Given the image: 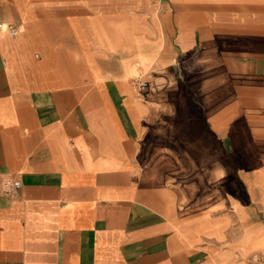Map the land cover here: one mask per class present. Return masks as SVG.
Masks as SVG:
<instances>
[{"label": "crops", "instance_id": "obj_1", "mask_svg": "<svg viewBox=\"0 0 264 264\" xmlns=\"http://www.w3.org/2000/svg\"><path fill=\"white\" fill-rule=\"evenodd\" d=\"M0 24V264H264V0H0Z\"/></svg>", "mask_w": 264, "mask_h": 264}, {"label": "built area", "instance_id": "obj_2", "mask_svg": "<svg viewBox=\"0 0 264 264\" xmlns=\"http://www.w3.org/2000/svg\"><path fill=\"white\" fill-rule=\"evenodd\" d=\"M2 25L0 24V28ZM8 31L12 37H16L19 33L18 29L14 26H8ZM139 91H143L146 88L145 83H139L137 84ZM1 186V191L4 195L9 196V197H14L18 194L20 187H21V182L9 174H6L0 182ZM256 260H262L258 256H254Z\"/></svg>", "mask_w": 264, "mask_h": 264}]
</instances>
